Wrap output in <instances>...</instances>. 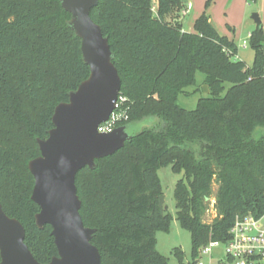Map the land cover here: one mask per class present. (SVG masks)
<instances>
[{"label": "trees", "instance_id": "obj_1", "mask_svg": "<svg viewBox=\"0 0 264 264\" xmlns=\"http://www.w3.org/2000/svg\"><path fill=\"white\" fill-rule=\"evenodd\" d=\"M185 6L182 0H99L91 11L114 53L120 94L128 98L129 119L121 125L153 122L76 176L80 213L96 229L92 243L102 264H171L157 249V232L169 231L173 219L159 207L162 167L182 174L176 217L191 233L194 258L211 241H228L238 215L264 212L262 24L249 35L255 51L249 66L206 12L194 32L185 31ZM70 20L61 0H0V201L24 225L25 242L40 262L58 251L51 225L36 224L40 206L31 198L29 162L41 153L37 139L54 126L55 107L90 74ZM198 71L210 92L188 110L178 97L196 85ZM213 184L217 216L209 223L203 215ZM175 252L178 264L195 263L185 262L180 248Z\"/></svg>", "mask_w": 264, "mask_h": 264}, {"label": "water", "instance_id": "obj_2", "mask_svg": "<svg viewBox=\"0 0 264 264\" xmlns=\"http://www.w3.org/2000/svg\"><path fill=\"white\" fill-rule=\"evenodd\" d=\"M61 3L71 13L70 25L81 38L83 59L90 74L69 93L68 101L55 107L54 126L46 139H37L41 153L29 162L35 180L31 198L40 206L36 224L39 228L51 225L58 254L48 262L38 261L25 242L24 225L9 216L0 201L1 264H102L100 251L92 243L96 229L87 227L80 213L82 201L76 176L86 166L95 168L96 159L124 147L136 132L130 131V127L138 124L142 129L141 124L149 121L120 125L111 132L98 131L99 124L114 110L122 84L109 39L91 16L99 0ZM251 17L256 25L262 24L258 13ZM204 91L210 92L207 84ZM164 200L163 194L159 200L162 213Z\"/></svg>", "mask_w": 264, "mask_h": 264}, {"label": "rangeland", "instance_id": "obj_3", "mask_svg": "<svg viewBox=\"0 0 264 264\" xmlns=\"http://www.w3.org/2000/svg\"><path fill=\"white\" fill-rule=\"evenodd\" d=\"M184 3L185 7L191 4L187 14L182 15L181 19L185 31L194 32L196 19L206 12L219 33L236 42L239 48L237 57H241L239 59L245 61L249 66L254 63L255 51L250 45L249 34L256 28V24L251 16L253 13L259 14L264 33V0H188ZM196 77L197 83L187 89L188 94H181L178 97V104L188 110L195 109L198 100L208 95L204 91V73L198 71ZM229 86L230 84H227V88ZM152 124V121L143 122L141 128ZM139 129L140 125L138 124L130 127L132 132ZM159 175L164 188V208L167 213L173 216V219L169 231H158L156 234L158 251L167 257L171 264L179 263V258L175 252L177 248L183 251L185 262L199 259L204 264H221L223 261L225 262L227 252L223 243L213 247L210 254H204L201 248L196 258L193 257L191 233L181 226L176 217L177 208L174 192L176 183L182 177V174L175 173L170 166H167L159 169ZM217 189V184H213L212 195L207 199L208 208L203 215L205 222L210 223L217 216L214 209Z\"/></svg>", "mask_w": 264, "mask_h": 264}, {"label": "built area", "instance_id": "obj_4", "mask_svg": "<svg viewBox=\"0 0 264 264\" xmlns=\"http://www.w3.org/2000/svg\"><path fill=\"white\" fill-rule=\"evenodd\" d=\"M191 4L182 11L187 14ZM246 46V44L244 45ZM128 98L119 93L114 110L109 118L100 123L99 132H111L129 119ZM231 237L226 241L227 260L221 264H264V212L256 216L248 213L238 215L230 229ZM222 244L220 241H211L202 248L204 254H210L213 247ZM194 264H204L201 260Z\"/></svg>", "mask_w": 264, "mask_h": 264}, {"label": "crops", "instance_id": "obj_5", "mask_svg": "<svg viewBox=\"0 0 264 264\" xmlns=\"http://www.w3.org/2000/svg\"><path fill=\"white\" fill-rule=\"evenodd\" d=\"M185 30V29H184ZM250 35V34H249ZM246 47V46H245ZM238 51H239V48H238ZM239 54V53H238ZM239 58H241V57H239Z\"/></svg>", "mask_w": 264, "mask_h": 264}]
</instances>
